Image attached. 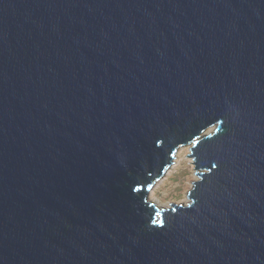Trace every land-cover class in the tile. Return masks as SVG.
Masks as SVG:
<instances>
[{"label":"water","instance_id":"1","mask_svg":"<svg viewBox=\"0 0 264 264\" xmlns=\"http://www.w3.org/2000/svg\"><path fill=\"white\" fill-rule=\"evenodd\" d=\"M0 264H264V0H0Z\"/></svg>","mask_w":264,"mask_h":264},{"label":"rangeland","instance_id":"2","mask_svg":"<svg viewBox=\"0 0 264 264\" xmlns=\"http://www.w3.org/2000/svg\"><path fill=\"white\" fill-rule=\"evenodd\" d=\"M212 128L213 126L207 128L203 133L211 131ZM189 152L190 145H183L178 148L173 164L153 186V193L148 194L149 200H155L160 206H168L170 202L186 203L189 200L186 192L191 189L193 181L198 177L192 158L187 156ZM176 161L178 164L173 167ZM185 198L186 201H182Z\"/></svg>","mask_w":264,"mask_h":264},{"label":"bare ground","instance_id":"3","mask_svg":"<svg viewBox=\"0 0 264 264\" xmlns=\"http://www.w3.org/2000/svg\"><path fill=\"white\" fill-rule=\"evenodd\" d=\"M177 160H178V159H177ZM190 160H191V159H190ZM172 164H173V163H172ZM177 164H178V162L176 161V162H175V165H173V167L176 166ZM169 168H170V167H169ZM169 168H168V169H169ZM168 169H167V170H168ZM166 172H167V171H166ZM166 172H165V173H166ZM164 175H165V174H164ZM195 180H196V179H195ZM153 190H154V187H152V188L149 190V193L152 194V193H153ZM154 201H155V200H154ZM182 201H186V198H185V199H182ZM156 203H157V202H156ZM158 205H159V204H158ZM161 205H162V204H161Z\"/></svg>","mask_w":264,"mask_h":264},{"label":"snow or ice","instance_id":"4","mask_svg":"<svg viewBox=\"0 0 264 264\" xmlns=\"http://www.w3.org/2000/svg\"><path fill=\"white\" fill-rule=\"evenodd\" d=\"M213 167H215V165Z\"/></svg>","mask_w":264,"mask_h":264}]
</instances>
